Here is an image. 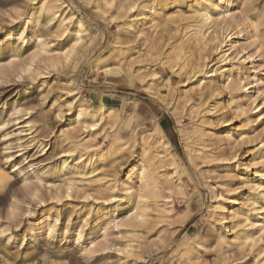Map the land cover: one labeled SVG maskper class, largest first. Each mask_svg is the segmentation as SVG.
Masks as SVG:
<instances>
[{
    "label": "rangeland",
    "instance_id": "374dc122",
    "mask_svg": "<svg viewBox=\"0 0 264 264\" xmlns=\"http://www.w3.org/2000/svg\"><path fill=\"white\" fill-rule=\"evenodd\" d=\"M137 1L144 3L147 0ZM164 1L166 0H161V2ZM251 1L253 6L264 3V0ZM35 2L34 5H30L31 0H0V42L4 40L3 32L10 24H13L21 16L25 17L32 6L37 7L38 0ZM61 2L57 3L60 9L68 14V10H71L72 23L81 21L87 29L86 41L92 42L83 52V56L77 58L73 64L57 68L50 67V62L68 46L70 41L68 34L57 29L54 23H48L41 33L48 46V53L38 56L29 73L19 74L37 51L34 41H30L21 50L14 53L9 51L11 47H7L5 44L0 46V158L4 168L8 171L11 170L10 165L15 162L20 168L18 174L12 175L11 182L14 183V186L11 200L9 199L7 203H0V227L7 229V235H10L14 240V243L10 242V252L13 253L20 246L24 251L30 245V222H40V218L48 215L52 219H57L55 225L58 232H66L65 236L58 233L49 239L54 244L52 258L59 259L61 264H178V254L181 253L183 244L192 246L199 264H263L256 256V251L238 250L230 243L228 246L219 245L215 239L217 236L222 234L221 237L229 241L231 234L225 227H216L217 233H212L214 229L208 224L210 221H207L206 212L212 201L211 186H215L221 191L220 186L225 183L227 178H230L234 187H238L243 177H249L254 182L264 183V177L256 178L254 174L257 170L264 173V165L253 166L249 172H246L247 164L252 161L253 156H262L264 159V147L256 154V150L260 147L259 141L264 140V104L261 101V96L254 104L253 92L248 90L254 70L258 75L254 89H264V50L262 56L260 52L256 53L252 66L248 65V67L244 63L239 64V71L244 72L241 86H246L240 88L241 86L235 82V85L231 87L235 96L232 106L243 104L245 113H235V115L231 110L225 109L220 118L231 123L221 131L223 135H231L230 143L233 144L243 131L249 138V142L238 144L229 151V153L237 152L239 170L231 171L229 175H226V164L215 159L198 158L197 144L200 143V131L197 127L200 123V116H195L190 111H192V106L203 100L204 92H191L190 99L186 104L182 107H178L176 104L178 93L193 86L192 79H190L193 74L185 75L182 72L175 74L168 66L169 64L167 65L163 60L167 44L173 43L178 37L170 29L172 26L169 25L170 28L166 32L154 36L153 44L157 54L152 57H139L137 51L143 50L144 46L142 47L139 41L125 44L126 35L116 29L115 23L99 17L91 4H86L82 0H61ZM186 5L179 2L177 8L181 12H185ZM145 12L147 13V11ZM120 15L122 19H125L135 13H120ZM248 15L254 18L252 12H248ZM39 22L43 25L46 24L44 18H41ZM118 36H120V42L128 47L131 55L133 54L132 57L135 59L132 67L134 66L133 68L145 77L144 82L127 74L117 76L95 74L91 70L90 61L99 56L102 51L106 55H114ZM248 47L250 53H255L254 46ZM213 58L209 57L205 62L211 65L212 62L209 63V61H212ZM114 63L115 61L112 60L109 64L113 66ZM124 65L122 64V67ZM216 68L217 66H214L211 69L215 70ZM206 70L208 71L209 68ZM184 81L188 86L181 88V83ZM147 82H151L158 94L149 93L145 89ZM69 89H73L76 94L73 93V95L76 98L83 99L85 105L90 106L91 113L92 111L95 113L97 107L102 104L105 111L109 110L113 117L120 118L121 122L131 119L130 126H120L117 132L120 142L125 143V146L113 158H110L111 160L107 159L100 166L101 169L99 167L98 172L102 178L100 183L93 179L89 181L60 169L63 152L73 151L72 155L77 154L79 151L77 144L85 140L87 135L85 130L77 127L70 129L69 135H62L63 131L67 129L66 120L74 112L66 104L70 99L66 92ZM227 99L226 91L223 92L221 102L225 105ZM257 105L260 106V111L256 113L253 108ZM58 110L61 112V119L57 116ZM26 121L31 122L32 135L35 139L19 142L16 140L17 134L14 135V133L20 130L21 125ZM212 121L213 132H217L220 123L218 124L215 119ZM154 126L161 129L164 139L170 142L171 152L179 159L181 166L177 174H173L169 168L160 169L158 187L162 189L167 186L163 175L169 179L171 177L173 183L179 182L183 196L176 195L174 197V211L179 216L189 214V218L181 226L172 220L171 223L157 222L152 214L153 217L144 225H139L135 221L125 224L129 215L123 208L117 213L118 219L124 221L123 226L120 229L108 227L106 229L109 236L107 242L100 240L103 235L100 232L96 237L98 245L93 248L89 247V253H84L79 249V243H76L75 233L76 230H84L83 238L79 242L88 244L86 240L88 235L98 230L94 213L100 209V198L104 196L99 185L106 181V177L122 178L128 172L129 166L135 161L134 156L140 150L139 137L148 134ZM100 128L102 127H99L96 134L91 136L92 138L89 137V141L97 148H103L108 144L105 135L116 127L112 129L106 126L101 129L102 131ZM8 134L9 137L6 136ZM19 145L22 147H18ZM5 148H10L8 151L13 154L12 160L8 164L3 158L6 154ZM20 149H23L22 153H24V158H27L26 160L17 156ZM221 151L222 149L214 148L212 153L217 154ZM27 163L36 165V168L31 171L27 168ZM24 179L26 182H23ZM68 186H71L69 196L66 195ZM121 194L119 189L111 193L114 197H122ZM241 194L243 196L233 195V197L241 202L249 195L246 189L241 190ZM10 202L14 204L11 207L9 206ZM258 202L260 206L264 205V192L262 196H258ZM238 208H240L239 205L230 207L231 210ZM244 210L249 214L245 206ZM256 219L251 216V221H258ZM129 230L134 234L130 235ZM128 235L132 238L130 239ZM258 235L261 236L260 233ZM202 238H206V243L202 242ZM127 243L133 247L136 246L131 247L133 253L130 255L124 250V245ZM57 246L66 247V249H63V252L57 251ZM259 247H264V240L259 242ZM36 260L38 262L40 258L37 257Z\"/></svg>",
    "mask_w": 264,
    "mask_h": 264
},
{
    "label": "bare ground",
    "instance_id": "6f19581e",
    "mask_svg": "<svg viewBox=\"0 0 264 264\" xmlns=\"http://www.w3.org/2000/svg\"><path fill=\"white\" fill-rule=\"evenodd\" d=\"M82 1L86 4H91L93 10L99 17L115 23L116 29L123 32L127 37L125 44L128 45L133 41H139L141 46H144L143 50L137 51L139 57H152L154 54H157L158 52L154 50V36L158 33L166 32L170 28L168 26H172L170 29L178 37L173 43L167 44V50L163 53V60H165L167 65L169 64L168 66L171 67L172 72L175 74L181 72L185 75L188 73L193 74L190 78L192 79L193 86L190 89L181 90L178 93L175 100L176 104L178 107H182L190 99L189 94L191 92H204L203 100L201 102L199 101L200 103L198 102L197 105L192 106V111H190L191 114L200 116V123L197 127L200 131V143L197 144L198 158L203 160L215 159L224 165L226 164V175H229L231 171L239 170V157L237 156V152L229 153V151L238 144L246 141L249 142V138H247L246 133L243 131L234 140L233 144L230 143L231 135H223L221 131L227 126H230L231 123L226 120L223 121L220 118L225 109L231 110L233 114L245 113L243 104L232 106L235 96L233 91H231V87L235 85V82L241 86L244 78V72L239 71V64L244 63L247 66H252L256 53L260 52L261 56L263 54L264 3L253 6L251 0H166L164 2H161V0H147L144 3H139L137 0ZM60 2L61 0H38L36 8L32 6V9H30V12L25 17L21 16L16 19L3 32L5 38L0 42V46L5 44L7 47H11L9 51L12 53L21 50L30 41L35 42L37 51L30 58L26 67L20 70V75L31 72L38 56L48 53V46L41 35L43 28L48 23H54L57 29L68 34L70 39L68 46L59 52L55 56V59L50 62V67L52 68L73 64L77 58L83 56V52L92 43L91 41H86L87 36L85 34L87 29L85 25L81 21L72 23L71 10H68L69 14L61 10L57 5ZM179 2L187 4V10L185 12H181L177 8ZM35 3V0H31L30 5H34ZM61 4L64 3L61 2ZM132 12L135 15H130L131 18H121L120 13L131 14ZM248 12H252L254 18H251ZM41 18H44L46 21L45 25L39 22ZM116 44L117 49L114 55H106L102 51L99 56L92 58L90 61L91 70L95 74L103 73L114 76L127 74L130 77L134 76L140 82H144L145 77L133 68L134 66L132 67L135 58L132 57L133 54L131 55L130 50L127 49L128 47L120 42V36L117 37ZM146 44L148 45L146 46ZM248 46H254L255 53H250ZM209 57H214L212 61H209V63L212 62L211 65L205 62ZM112 60L115 61L113 66L109 64ZM122 64H125L123 67L126 69L122 67ZM214 66H217V68L215 70L211 69ZM207 68H209L208 71L206 70ZM251 79L252 81L249 84L248 90L253 92L254 104H256L260 96L264 104V89H254L258 81V75L255 70ZM185 84L186 81L182 82L181 88L188 86ZM245 86L243 85L240 88H244ZM145 89L149 93L158 94L157 89L153 88L151 82L146 83ZM226 91L228 93V99L224 105L221 102V97L223 92ZM66 92L67 96L70 97L66 104L74 112L66 120L67 129L63 131L62 135H69V130L75 127L85 130L87 135L85 140L77 144V148H79L77 154L72 155L73 151L63 152L60 169L69 174L86 178L89 181L93 179L100 183L102 182V178L98 172L99 167L107 159L111 160L110 158H113L125 146V143L120 142L117 132L120 126H130L131 119L121 122L120 118L113 117L109 110L105 111L104 105L102 104L97 107L95 113L93 111L91 113L89 110L90 106H86L83 99L76 98L73 89H69ZM253 109L257 113L260 111V106L257 105ZM58 111L57 116L61 119V112L60 110ZM213 119L218 121V124L220 123V128L217 132H213L212 129ZM106 126L112 129L116 128L111 130L110 133H106L105 138L108 144L103 148H97L89 141V137L94 136L99 127H102L100 128L101 130ZM32 130L33 126L31 122H24L20 130L14 133V135L17 134L16 140L19 142L28 139L34 140ZM6 136L9 137L10 135L8 134ZM139 141L141 142L140 150L134 156L135 161L132 164L130 163L128 172L123 173L124 176L122 178L117 176L111 178L106 177V181L104 180L105 182L99 185L101 193L104 196L100 198V209L94 213L98 230L88 235L86 238L88 244L79 242L83 238L84 230H76V243H79V249L84 253L98 245L99 242H97L96 237L100 232L103 233L102 239L100 240L107 242L109 236L106 229L108 227L120 229L123 226L124 221L117 217V213L123 208L129 215L125 220V224L135 221L139 225H144L153 217L152 214H154L157 222L171 223L175 221L177 224H181V226L189 218V214L179 216L174 211V197L176 195L183 196L179 182L173 183L171 177L169 179V177L163 175L164 182L167 186L162 189L158 187L160 184L158 179L160 169L169 168L173 171V174H177L181 167L179 159L171 152L170 142L164 139L161 129L156 126L148 134L141 135ZM22 145L18 147H22ZM259 146L256 154L264 147V140L259 141ZM214 148L217 150L222 149V151L213 154L212 151ZM9 149L5 148L6 154L3 156L7 164L11 162L13 157V154L8 151ZM22 151L23 149H20L17 156L26 160L27 158H24ZM255 156L247 164L246 172H249L253 166L264 165L263 157ZM35 166L34 164L27 163V168L31 171L36 168ZM10 167V171L5 169L0 158L1 204L7 203L12 198V188L14 186V183L11 182L12 175L20 172L17 162L12 163ZM254 174L256 178L264 177V173L258 170ZM23 182H26V180L24 179ZM211 187L212 201L208 205L206 212L207 221H210L208 224L214 229L212 233H217L218 229L216 230V227H225L228 228V233L231 234L229 241L222 238V234L221 236L216 235L217 237L215 239L217 243L221 246H228V243H230L232 244L231 246L242 251L246 249L256 251V256L264 264V247H259V242H263L264 240V205L260 206L258 202V196H262L264 192V183L254 182L249 177H243L239 182V186L234 187L233 181L227 178L225 183L220 186L221 191L216 189L215 186ZM117 189L122 193V197H114L111 195ZM245 189L249 195L244 201L242 200L240 202L237 198L233 197V195L243 196L241 190ZM163 192L165 194L167 193V195L163 194ZM70 193L71 186H68L66 188V195L69 196ZM55 200L57 201V199ZM159 201L162 203H158ZM151 203L153 204L151 205ZM13 205V202L9 203L10 207ZM234 205H239L240 208L231 210L230 207ZM244 206L249 214L244 212ZM251 216L256 217L258 221H251ZM56 222L57 219H52L48 215H45L42 219L40 218V222H30V245L24 251L20 246L13 253L10 252V242L14 243V240L10 235H7V229L0 227V264H61L59 259L52 258L54 244L51 243L52 241H49V239L53 238L54 234L55 236L58 233L59 235H66V232L61 233L57 231ZM129 234L133 235L134 233L129 230ZM130 235L128 236L130 237ZM205 239H201L203 243ZM131 247L133 246L130 243L124 245V250L128 255L133 253ZM56 248L57 251L61 252L64 251L63 249H66V247L62 246H57ZM37 257L40 258L38 262L36 260ZM178 264H199L198 257L195 256L191 245H182L181 253L178 254Z\"/></svg>",
    "mask_w": 264,
    "mask_h": 264
}]
</instances>
